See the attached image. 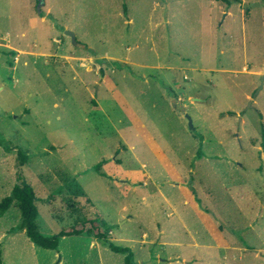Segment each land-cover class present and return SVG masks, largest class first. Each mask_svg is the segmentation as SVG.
<instances>
[{
  "label": "rangeland",
  "instance_id": "374dc122",
  "mask_svg": "<svg viewBox=\"0 0 264 264\" xmlns=\"http://www.w3.org/2000/svg\"><path fill=\"white\" fill-rule=\"evenodd\" d=\"M263 130L264 0H0V202L108 233L14 202L1 264H264Z\"/></svg>",
  "mask_w": 264,
  "mask_h": 264
},
{
  "label": "trees",
  "instance_id": "16d2710c",
  "mask_svg": "<svg viewBox=\"0 0 264 264\" xmlns=\"http://www.w3.org/2000/svg\"><path fill=\"white\" fill-rule=\"evenodd\" d=\"M229 2V1H228ZM263 138H264V130H263ZM264 143V139H263ZM18 166H23L26 161V155L19 150L17 154ZM99 169V165L96 167V170ZM37 196L33 188L25 182L17 183L14 185L12 192L10 195L4 197L0 202V213L8 210L10 206L14 202L18 203L20 208L21 217H22V227L26 230L27 235L31 238V240L44 248L55 249L58 246V237L57 236H65L71 234H80L81 232H87L94 234L97 238L108 241V233L103 231L98 225L95 223V219H89L84 222L81 227L74 226L69 230H62L58 233L57 236H44L38 231V225L36 222L38 216V207L36 204ZM89 224V227L87 226ZM110 246L117 251H128L126 247H120L115 245L113 242H109ZM126 263L125 264H133L131 261V254H127L125 256ZM1 264V260H0Z\"/></svg>",
  "mask_w": 264,
  "mask_h": 264
},
{
  "label": "water",
  "instance_id": "95a60500",
  "mask_svg": "<svg viewBox=\"0 0 264 264\" xmlns=\"http://www.w3.org/2000/svg\"><path fill=\"white\" fill-rule=\"evenodd\" d=\"M66 34L70 35L71 39H72V43L76 46H84L82 43H80L78 40H77V35L74 31L72 30H67L66 31ZM188 119H189V122H190V125L193 127V123H192V119L189 115H187Z\"/></svg>",
  "mask_w": 264,
  "mask_h": 264
},
{
  "label": "crops",
  "instance_id": "0c3cea01",
  "mask_svg": "<svg viewBox=\"0 0 264 264\" xmlns=\"http://www.w3.org/2000/svg\"><path fill=\"white\" fill-rule=\"evenodd\" d=\"M49 249V248H48Z\"/></svg>",
  "mask_w": 264,
  "mask_h": 264
}]
</instances>
